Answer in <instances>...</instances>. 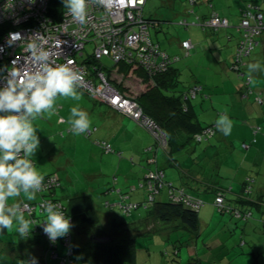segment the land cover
Instances as JSON below:
<instances>
[{
    "label": "rangeland",
    "instance_id": "374dc122",
    "mask_svg": "<svg viewBox=\"0 0 264 264\" xmlns=\"http://www.w3.org/2000/svg\"><path fill=\"white\" fill-rule=\"evenodd\" d=\"M242 1L238 3L233 0H199L195 6H192L190 0H148L143 12L144 17L157 21L155 26L149 28L151 39L155 43H159L160 47L170 55L180 56V60L174 64L179 69L180 81L177 86L179 89H185L189 84L194 83L195 80L198 83L206 84H202L203 88L205 91L209 88L207 94H210L212 85L210 87L208 83L215 80L214 82L218 84L217 89L222 92V79L224 76L220 72H224L225 75V72L229 71L228 68L224 70V62L229 57L231 59V55L234 52V50L231 52L232 48L228 46V43L223 38H226L228 33L225 34V32L227 30L235 36L237 35L233 33L235 28L231 27L222 28L218 31L207 29L203 33L208 36V40L204 42V45H199L191 50L190 55H186L185 50L181 47V41L184 38L192 37L191 30L195 26L187 29L179 23L180 19L187 16V12L191 9H194L196 13L204 14L211 11L213 7L229 19L237 18L238 15L240 19V9L242 10L246 6V2H256L255 0ZM211 3L214 6H211ZM51 8L55 11L65 10L62 0H53ZM188 18L193 21L194 17L192 20L191 16H188ZM219 35L221 38H219ZM219 39H222V42ZM93 46V42H88L82 58L93 51ZM258 47L259 45L255 47L252 54L259 49ZM102 63L106 65V71L116 67L113 60L107 57L102 59ZM218 71L219 73H217ZM231 76L237 79L235 73H231ZM111 78L116 80L119 85L121 81L126 86V88H123L124 91L131 96L138 95L148 85L143 80V77L138 76L133 70L128 73L113 71ZM226 80H229V77ZM77 92L80 95L78 100L71 97L58 96L53 109L48 112H42L33 121L37 129V136L40 139L39 146L31 157L36 162L35 167L38 171L42 168L45 172H57L61 182L57 188V194L63 199H65V195L89 194L93 198L99 215V226L104 227L107 219L111 216H120L126 221L143 218L148 214V209L144 205V200L146 199L145 189L139 184L145 181L151 167V160H148L150 153L144 148L148 144H154L156 142L155 137L149 129L137 124L131 118L122 115V113L112 111L113 109L108 105L96 101L80 86H77ZM219 96L224 97L229 96V94L222 93ZM217 99L221 100L219 97ZM218 100L215 106H210V108L205 106L202 111L199 110L202 107L197 106L201 122L206 124L210 122V116H218L219 114L227 116L231 121L235 122L242 123L245 120V115L243 114L232 116L234 118L231 119L229 112H227V104H220ZM72 107H79L88 114L90 121L88 129L93 131L91 135L73 132L68 123ZM61 118H63V122H61ZM94 126H96L95 129H93ZM236 137H242V134L239 133ZM100 140L101 142L111 143L115 151L106 152L103 146H107V144L101 145L98 142ZM192 142L188 149H191L193 145L197 146L208 141L197 143L192 140ZM247 142L250 143V141ZM134 156L136 158L133 160L132 157ZM159 160L162 163V153ZM164 166L169 179L178 180L176 176L179 177V173L174 166ZM262 171L263 175L256 173L255 176L264 180V167ZM115 176H117L116 179L114 178ZM128 178H132V182L125 186L128 188L127 190L129 191L131 186L135 185L138 189L130 190V194L133 195L126 201L135 200L140 202L139 208L133 209L129 213L125 212L118 204L119 197H122V195L117 191L119 188L118 184L123 187L122 182ZM249 178L252 181V178ZM114 180L115 183L113 182ZM251 181H249L247 194H249L251 189L254 191L252 187L255 182ZM113 186L116 188H112ZM257 186L259 184L255 187ZM261 186L264 187V183ZM136 191L138 192L136 193ZM34 195L35 198L31 200H38L41 197L40 194ZM166 197L165 193L157 196V198L165 199ZM139 198H141L140 201ZM22 199L29 200L28 194L23 191L19 196L9 199L7 203L14 205ZM107 201H109V204H106ZM227 203L233 206L240 205L241 201L236 202L235 197L227 195ZM208 204L209 202L205 203L199 212L200 219L201 215H205V222L200 223L202 235H198L199 233L184 227L179 230L166 229L165 231L154 233L150 237H139L137 238L134 255L137 263L251 264L250 261L255 259L252 245L254 244L257 251L262 248V245L264 246V230L255 225V218L257 217L255 214L258 213L257 207L253 206L255 214L248 221L233 217L228 213H222L215 207L213 220L211 215L206 214L203 210ZM163 225L165 224L163 223ZM10 231L17 233L15 227L10 229ZM13 236L12 233L3 237L4 239H11ZM89 239L88 234L78 233L75 243L81 247ZM197 240L198 244L196 243ZM241 242L242 244H239ZM61 243L60 238L59 244L62 249ZM32 253L28 243L20 245L0 242V264H18L20 255L31 256L33 255ZM261 257L264 263V248ZM230 259H233L232 262ZM53 261L55 262L56 260L53 259Z\"/></svg>",
    "mask_w": 264,
    "mask_h": 264
},
{
    "label": "trees",
    "instance_id": "16d2710c",
    "mask_svg": "<svg viewBox=\"0 0 264 264\" xmlns=\"http://www.w3.org/2000/svg\"><path fill=\"white\" fill-rule=\"evenodd\" d=\"M191 1L195 2V0H191ZM255 1L256 2L247 1L246 6L243 7V9L241 10L240 19L236 25L239 33L236 50L238 49L239 43L243 38L244 29H242L240 25L244 19V14L248 12L253 14L260 12L263 14L262 20L264 21V8L260 2H257L258 0ZM147 2L148 0H146L142 10L143 17H144L143 12ZM52 3L53 0L48 1L47 14H49L55 20H59L63 18L67 10L65 9L62 11H55L51 8ZM210 5L212 6L213 4ZM194 11H195L194 9L189 10L187 12V16L181 18L179 23L184 25L186 28L189 27L194 22L190 21L188 16L192 15ZM213 14H218L220 17L227 18L226 16L221 15L218 11L213 10V12L210 13L209 15L201 19L199 17L198 18L196 17L195 20H197V24H200L206 19L210 18ZM145 19L147 21H150L149 28L156 25L157 21L155 19L152 18H145ZM227 20H228V26H230L229 18H227ZM13 28L15 27L8 21L0 23V40L7 31ZM202 28L217 30L223 27L215 28L209 26H202ZM263 34H264V28L261 34L258 35L259 43L261 41L259 37L262 38ZM149 38L151 39L150 31H149ZM186 40H190V39H186ZM151 41L154 44L158 45L159 47L158 49L160 51L166 52L170 57V59H172V61L165 70L156 71L152 75L148 73L147 69L144 66L135 65L134 62H129L127 59L115 62L112 58L104 56L113 60L114 64L116 65V67H114L113 69L106 71L105 70L106 65L102 63V59L104 57H102L101 59L95 58L94 48L93 51L91 53H87L88 55L86 56L88 57V63L90 62L92 63L91 74L95 73L93 67H97V68L100 67L101 70L105 72L107 77L114 84H116V86H118V88L122 91H124L123 88H126V86L121 81L119 82L120 83L119 85L118 83H116V80L111 78V74L113 73V71L117 70V72L120 73L121 72L128 73L130 72V70H133L138 76L143 77V80L147 82L148 85L146 89H143L141 92L138 93V95L134 96V98L142 106L145 115L156 121V123L160 127V130L165 135V140H166V144L160 143V141L151 132L155 137L156 142L154 144H148L144 148V150L150 153L148 160H150V158L156 155L157 153L160 156V152L162 154L167 153V155L174 154V151L178 150L181 146L188 147L191 143H193L192 140H194L197 143L208 141L216 133V125L212 123L202 125V122L198 118H196V115L191 110V106L189 103L193 96L196 97L200 92L203 91V86L195 82L196 84H191L190 86H187L185 89H179L177 87L180 81L179 69L175 67L174 64L180 60V56L170 55L167 51L163 50L160 47L159 43H155L152 39ZM183 41L184 40L181 41V47L185 50L186 54H189V48H185L183 46L182 44ZM235 52L232 56V63ZM160 57L161 56H157L155 60L156 59L159 60ZM174 57H177V59L173 60ZM245 57H244V64L246 63ZM4 67H5L4 61H0V74L4 70ZM194 85L200 86V88L197 90L195 95H193L191 92L192 87ZM94 99L98 102H103L101 100H97L96 98ZM135 122L139 124L137 121ZM95 128L96 126H94L93 129ZM209 128L214 130L213 134H209L205 132ZM85 133L89 136L93 133V131L88 132L87 130ZM199 137L201 138L199 139ZM256 140H257L256 138L254 140H251L249 145L251 146V144L256 142ZM98 142L101 145L103 144L109 145L111 147L110 150L111 152L115 151L111 143H108L106 141L101 142V140ZM243 143H248V142L243 141ZM250 146L248 148H250ZM177 147L179 148L177 149ZM103 148L105 149L106 152H110L106 150L105 146H103ZM243 148L245 147L243 146ZM32 162L35 165L33 159ZM150 170H156L163 173L162 186L158 185L159 186L158 193L152 194L153 192L148 187L146 178L144 182H141L142 184H139V186L143 187L146 192V197H145L146 199L144 200V205L146 209H148V214L143 218L134 221H126L120 216L119 217L113 216V218H111L108 227L99 226L98 225L99 216L93 198L89 194L82 193L71 197L65 196L64 197L65 199H63L56 193L58 187L56 188L53 187L51 189H47L46 191L36 190L35 194L41 195V197L38 200L22 199L14 205L8 203L7 205L9 207L14 206L15 210H18L17 206L22 205L25 202L38 205L36 212L33 214H30L27 211H20L21 213H24L26 216L31 218L34 224H38L42 222L44 218V211H40L39 204L43 200L60 202L64 207L66 215H69L71 217V222L73 224V227L69 232V234L72 237V247L74 248L75 251L74 254L70 257L71 258L70 264H75V263L138 264L134 257L136 251L137 238L150 237L154 233H159L165 231L166 229L179 230L184 227H188L193 231H195L196 233H198V228L200 226L199 212L207 202H209V204H212L214 207H217L220 212L228 213L231 216L237 217L244 221H248L249 218L251 219L255 214L253 211L254 210L253 206L257 207L258 213L255 214L257 215V217H259L258 214L260 211L261 212L263 211V215H264V193L259 197L258 200H256V202H254V200H251L250 202L246 201L247 205L245 206L241 204L231 206L229 203H227V195H231L229 194L230 190L228 189L221 187L220 190L218 189L219 191L218 190L212 191L211 189H209L208 184L205 183L203 184V186L197 185L198 187H195L193 188V190L191 189L190 191H188L184 184L185 182H183L184 180H181L179 184L178 183L175 184L174 182L167 180L164 168L155 167V168H151ZM177 172H179V176L181 177V172L179 171V169L177 170ZM50 174L56 175L60 181V177L55 172H51L45 175H50ZM114 178L116 179L117 176H115ZM249 181H251V179L247 177L243 185L242 196H244V194H246L245 196H250L251 192H253L251 189L249 190V194H247ZM113 182L115 183V180ZM200 188L201 189L203 188V191H205L206 193L212 194L213 198L210 200V198L208 197L205 198L203 197V195L202 196L197 195V194H201ZM136 189L138 188L135 186L133 187L131 186L130 190H136ZM117 191L120 195H122V197H119L120 201L123 200L126 201V199L131 197L130 192L128 190L123 191L122 189L118 188ZM162 193H165V195L167 196L166 199L157 198V196ZM188 195L202 200V204L200 205V208L198 209L194 208L191 204L187 203L184 200L185 196L188 197ZM218 197L222 198L223 201L222 204L218 202L217 200ZM140 200L141 198L139 199V201ZM126 202L136 205L135 207L129 210H124L122 208L127 213L131 212L133 209H138L140 206V202H136L135 200L126 201ZM106 204H109V201H107ZM260 219L263 222V228H264V217H261ZM163 223L165 225H163ZM12 233L14 235L13 238L4 239L3 236L11 235ZM78 233L88 234L90 237L89 241H87L81 247L77 246L75 243L76 235ZM0 242H7L12 244H20V245L28 243V247L33 252L32 253L33 255L31 256L20 255L18 258V264H25V262L30 260L32 257L39 259L40 264H59L61 258L65 257L68 252V247L64 245V237L61 238V242H62L61 244L63 249L62 250L60 248L59 239L55 244H53L49 240V238L42 233L39 225L35 226L32 235L27 239H22L18 235V233L11 232L10 230H5L4 232H0ZM53 252L58 253L59 257H54L52 255ZM53 259H55L56 261L54 262Z\"/></svg>",
    "mask_w": 264,
    "mask_h": 264
},
{
    "label": "built area",
    "instance_id": "2783aa9c",
    "mask_svg": "<svg viewBox=\"0 0 264 264\" xmlns=\"http://www.w3.org/2000/svg\"><path fill=\"white\" fill-rule=\"evenodd\" d=\"M48 1L35 0V3H29V0H0V23L8 21L15 27L7 31L0 40V45L3 46V50L0 51V61H4L5 66L0 74V83L9 78V74L13 70L22 74L27 71H34L39 66L25 49L27 40L18 41L11 47L5 43L9 32H20L22 35L28 36L29 39H35L41 48L50 51L49 63L53 65L69 64L77 71L81 75L78 86L89 92L97 100L107 102L117 110L129 115L140 125L149 129L160 143L166 144L165 135L160 130L159 125L145 115L142 106L134 96L120 90L100 67H93L95 73L91 74L92 63H88V57L82 58L88 42H93L94 57L97 59L104 56L112 58L115 62L127 59L129 62H134L135 65L144 66L150 75L156 71L165 70L172 59L166 52L160 51L158 45L149 38L150 21H147L142 14L146 0H108L106 4H99L98 0H88L87 19L84 24L74 20L67 14V11L63 18L55 20L47 14ZM262 18L263 14L260 12L244 14V19L240 25L244 29L243 38L235 52L232 63V67L239 73H242L244 57L250 54L259 43L258 35L264 28ZM200 25L215 28L226 27L228 20L218 14H213ZM182 44L185 48L192 46L190 40H184ZM157 56H161L159 60H155ZM175 59L177 57L173 58V60ZM246 83L249 86V83ZM248 86H246L245 94L253 95L256 100L263 102L261 92ZM199 88L200 86L194 85L191 90L192 94L195 95ZM88 132H90L89 129ZM205 132L213 134L214 130L209 128ZM243 146L248 148L250 145L243 143ZM105 147L106 150H111L109 145ZM20 155L22 156L23 153ZM162 178L163 173L156 170H150L147 174V185L153 192L152 194L158 193L159 186H162ZM59 185L60 181L56 175H44V180L37 191H46ZM184 200L197 209L202 204L201 199L190 195L185 196ZM217 200L222 204L221 197H218ZM48 202L56 204L65 212L60 202L51 200H43L39 204L40 211H44V205ZM118 204L124 210L136 206L125 200H119ZM37 208L38 205L29 202L17 206L19 211H27L30 214L35 213ZM40 229L42 231L41 227ZM42 233L46 235L43 231ZM64 245L68 247V252L65 257L61 258L59 264H70V257L75 251L72 247L70 234L64 237ZM52 255L59 257L56 252H53ZM36 264H40V260L37 258Z\"/></svg>",
    "mask_w": 264,
    "mask_h": 264
},
{
    "label": "clouds",
    "instance_id": "9594fccd",
    "mask_svg": "<svg viewBox=\"0 0 264 264\" xmlns=\"http://www.w3.org/2000/svg\"><path fill=\"white\" fill-rule=\"evenodd\" d=\"M107 2L98 0L99 4ZM29 3H35V0H29ZM62 3L74 20L80 24L86 22L88 0H62ZM25 40L28 41L25 49L39 66L22 74L13 70L9 78L0 83V232L15 227L18 235L27 239L39 225L55 244L73 227L71 217L59 206L46 203L42 222L34 224L31 218L15 210L14 206L9 207L7 202L19 196L21 191L28 194L29 200L35 198V191L40 188L44 176L31 159L40 143L33 121L42 112L52 110L58 96L78 100L77 86L81 75L69 64L49 63L50 51L20 32H9L5 43L11 47ZM248 70L264 71L258 63H250ZM68 123L76 134L85 133L90 126L88 114L79 107L71 108ZM216 126L225 136L231 133L232 123L227 116L218 118ZM25 264H36V258L32 257Z\"/></svg>",
    "mask_w": 264,
    "mask_h": 264
},
{
    "label": "crops",
    "instance_id": "0c3cea01",
    "mask_svg": "<svg viewBox=\"0 0 264 264\" xmlns=\"http://www.w3.org/2000/svg\"><path fill=\"white\" fill-rule=\"evenodd\" d=\"M198 1L199 0H195V2H192L190 0V4L192 6H195L198 3ZM233 1L239 3L242 0H233ZM257 2H260L264 8L263 0H258ZM212 6H214V4ZM213 10L218 11L216 8L213 7L212 10L209 11L208 13L199 14L196 13V11H194L193 12L194 15L193 14H192L193 16L190 15L191 20L194 17L193 18L194 23H192L189 27H187V29H190L192 26H195V28L191 30L192 37L183 39V40L186 39L191 40L192 46L189 48V55L192 52L191 50L195 49L199 45H204V42L208 40V36H206V34H203L206 32L207 29H203L200 24H197V20H195L196 17L197 18L199 17L201 19L212 13ZM218 12L221 15L226 16L222 12L220 11ZM229 20H230V26L223 28H230V27L235 28V31H233V33L237 35L235 36L231 32H228L227 30L225 34L227 33L228 34L226 35V38L225 37L223 38V40H225L228 43V46L232 48L231 52L233 50L235 52L239 37L238 29L236 27L239 21V15L237 18L233 17V19H229ZM220 29H217L215 31H218ZM219 38H221L220 35ZM219 41L222 42V39H219ZM258 48L259 49L254 54L250 53L245 57L246 63L243 65L244 67L242 69V73H239L232 67V56L234 52L231 55V59L229 57L230 61L228 59L227 61L224 62V66H223L224 70H227L228 68L229 71L227 70V72H225L226 73L225 75L224 72H220L224 76L222 79V85H223L222 92L219 89H217L218 84H216V82H214L215 80H213L212 82L208 83L210 87L212 85V90L210 94H207L209 88H207L206 91L203 88V92H200L196 97L193 96L189 102L191 106V110L196 115V118L199 119L197 106L199 105L200 107H202V109L199 108V110L201 111L205 109V106L207 108H210V106H215L216 101L218 100L217 97H219L221 98V100H218L220 104H227V109H228L227 112H229L230 114L229 117L231 119L234 118L232 116L235 115L240 116L241 114H243L245 115V120L242 121V123L231 121L232 130L228 136H225L216 126V133L213 135V137H211L208 140V142L203 144H198L197 146H192L191 149H188V147H184V146H181L180 148L177 147V149L178 148L179 149L174 151V154L171 155L170 154L167 155V153L163 154L162 163L159 160V157H161V152H160V156L157 153L156 155L150 158L151 160L150 169L155 167H161L164 168L165 170L164 165L174 166L176 171L179 169V171L181 172V177L176 176L178 180L169 179V177L166 174V179L174 182L175 184L177 183L179 184L181 180H184L183 182H185L184 184L188 191H190L191 189L193 190V188L195 187H198L197 185L203 186V184L206 183L208 184L209 189H211L212 191L213 190L217 191L218 189L220 190L221 187L230 190L229 194L237 198L236 200L237 202L241 201L240 204L244 206L247 205L246 201L250 202L251 200H254V202H256V200L259 199V197L264 193V187L261 186V184L264 183V180L255 176V174L257 173L263 175L262 170L264 167L263 165L264 164V101L259 102L258 100H256L255 96L246 95L245 91L247 88L246 86H248L246 82H248L250 87H252L256 91L261 92V96H263L264 99V71L253 70V72H249L248 70V65L250 63H258L261 65V68L264 69V34L261 38ZM217 73H219V71ZM231 73H235L237 79L232 78ZM228 77L229 80H226L228 79ZM216 80L217 82H219L218 79ZM195 82L196 81L194 80V83L192 84L198 83ZM202 84L206 85L204 83ZM190 85L191 84H189L188 86ZM222 93H227L229 94V96L220 97L219 95L220 94L222 95ZM215 94L218 96H216ZM101 103L108 105L111 109H113L112 111L122 113L107 102H101ZM122 115L131 118L125 113H122ZM220 117L221 114H219L218 116L212 115L209 117L210 122L208 123H212L216 125V120ZM206 124L202 122V125H206ZM126 132L127 130L125 131V134ZM239 133L242 134V137H236L237 134ZM255 138L257 140L256 142L251 144L250 148L248 149L243 148L242 146L243 141L247 142L254 140ZM135 158H136L135 156L132 157L133 160ZM39 172L42 175L51 173V172L43 171L42 168H40ZM247 177H251L252 178L251 182H255V184L252 187L254 188V191L250 194V196L245 197L242 196L243 194L242 190H243L244 182ZM130 182H132V178H128L124 182H122L123 187L120 184H118L119 189H122L123 191L127 190L128 188H126L125 186H127ZM257 184H259V186L255 187ZM112 188H114V186ZM203 188L202 189L200 188L201 194H197V195L200 196L203 195V197L205 198L208 197L211 200L213 198V195L203 191ZM56 193H58L57 190ZM132 195L133 194H130L131 197ZM65 196L71 197L68 195ZM203 210L206 212V214H210L211 218L214 220L215 207L212 204H208L206 207H204ZM201 216L202 217L200 219V223L205 222L204 221L205 215H201ZM258 216L259 217H257L255 220V225L256 227H260L261 230H264L263 222L260 219L261 217H264L263 211L262 212L260 211ZM111 218H113V216L107 219V223L104 227L109 226ZM200 228L201 225L198 228V233H199L198 235H202ZM242 242L239 244H242ZM196 243L198 244V240ZM252 247H254L253 254L255 259L253 261H250L251 264H264L262 262V257H261L264 246L262 245V248L259 249L258 251L256 250L254 244L252 245ZM251 258L253 257L251 256ZM230 260L232 262L233 259Z\"/></svg>",
    "mask_w": 264,
    "mask_h": 264
},
{
    "label": "water",
    "instance_id": "95a60500",
    "mask_svg": "<svg viewBox=\"0 0 264 264\" xmlns=\"http://www.w3.org/2000/svg\"><path fill=\"white\" fill-rule=\"evenodd\" d=\"M93 239H94V237H93Z\"/></svg>",
    "mask_w": 264,
    "mask_h": 264
}]
</instances>
